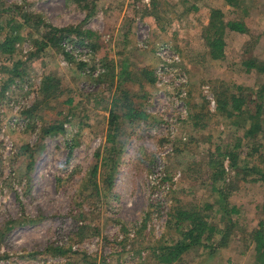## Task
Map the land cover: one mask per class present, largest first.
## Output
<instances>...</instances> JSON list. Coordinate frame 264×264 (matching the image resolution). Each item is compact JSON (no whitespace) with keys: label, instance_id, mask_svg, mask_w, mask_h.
I'll list each match as a JSON object with an SVG mask.
<instances>
[{"label":"rangeland","instance_id":"1","mask_svg":"<svg viewBox=\"0 0 264 264\" xmlns=\"http://www.w3.org/2000/svg\"><path fill=\"white\" fill-rule=\"evenodd\" d=\"M211 7L247 28L225 34L219 59L202 35ZM50 26L92 45L89 72L61 40L46 41ZM12 28V59L0 52V264H162L152 251L180 237L168 214L204 204L215 230L173 264H254L264 156L243 137L246 117L216 103L240 95L264 107V73L240 64L264 63V0H0V40ZM159 45L178 54L187 79L186 116L175 121L172 95L146 74ZM45 75L56 84L48 95ZM128 107L146 116L125 119ZM214 199L237 209L230 222Z\"/></svg>","mask_w":264,"mask_h":264},{"label":"trees","instance_id":"2","mask_svg":"<svg viewBox=\"0 0 264 264\" xmlns=\"http://www.w3.org/2000/svg\"><path fill=\"white\" fill-rule=\"evenodd\" d=\"M223 1L230 6L236 5V0ZM21 16H23L24 19L28 18L27 13H22ZM29 20H31V17ZM207 20L208 22L203 27L202 35L204 36L207 53L210 58L219 59L223 56L224 36L228 31H236L240 33L247 31L246 25L242 20H224L222 12L218 7H211L209 9ZM32 22L34 24L41 23L38 17L36 21ZM68 30H71V27L53 28L50 26V28L46 30V34L48 36L46 41L56 39L57 41H67L72 44L75 43L81 45L82 47H87L90 51H92L91 44L81 39V37H70L67 33ZM84 32L85 37H88L90 32L88 30H85ZM17 39L18 33L15 28H12L4 34L0 40V52L9 55L11 58V53L14 51V44ZM64 54L69 58H73L67 52ZM20 63L21 62L19 60L12 61L11 65L13 70H11V74L15 76L19 74L17 69ZM76 64L81 68L84 66V63L79 60H76ZM240 64L244 71L254 69L257 72L264 73V63L261 61L247 58L243 59ZM146 74L149 77V80L154 82V72L151 73L146 71ZM55 87L56 84L53 82L51 75H45L42 77L39 86L40 92L48 95L53 93ZM261 104L255 103L250 107L249 103L240 95H231L229 98H218L216 109L228 118L232 116L237 117L239 115H244L246 117V123L243 130V137L249 139L250 142L252 141V145L250 146V150L252 152L255 153L262 150V156H264V107H262ZM123 115L125 119H134L136 117L143 118L146 116L143 111L131 109V107H128L127 113H124ZM115 117V115H112V118H110L111 122ZM49 130L59 132L62 130V127L60 124L57 125V127L51 126L48 127V130L46 129L45 132ZM223 156L231 160V165L236 166L234 154L230 150L223 151L221 157ZM96 168L97 164H95L91 169L90 175H94ZM222 172H224L223 168L219 172V176ZM165 178H167V176H163L161 179ZM255 180L264 184V170L257 169V177ZM216 202L221 204L219 205V208L222 219H224L225 222H230V213H236L237 209H235L232 205L228 206L223 199L222 202L219 199L215 201V204ZM213 203L214 202H212V204ZM207 207H209V204H204L201 210H196L195 207L185 209L180 206L172 209V212L168 214V222H171L174 227L180 229V237L177 240L162 245L156 248L155 251H152L153 255H156L155 258L157 262H161L162 264H173L180 260L182 254L186 251L197 245H202V242L206 241L210 237V233L213 232L216 227L204 219V210L207 209ZM261 209L264 210V206H262ZM257 225V228L252 232L254 264H264V220L258 221ZM58 252H62V250L58 249Z\"/></svg>","mask_w":264,"mask_h":264},{"label":"built area","instance_id":"3","mask_svg":"<svg viewBox=\"0 0 264 264\" xmlns=\"http://www.w3.org/2000/svg\"><path fill=\"white\" fill-rule=\"evenodd\" d=\"M63 52L69 53L73 58L79 59L81 62L86 63L84 71L89 72L88 64L90 62L91 51L87 47H82L78 44H72L67 41H62ZM155 55L157 56L158 63L154 68V83L161 89L172 95L174 100L173 105L179 108V118L174 117L172 121L176 119L184 118L186 116L185 99L187 96V79L179 66V56L174 51L170 50L166 45H159L155 49ZM62 63H64L62 61ZM102 72V69L96 67L91 71L93 76H96ZM210 103L215 102L213 97H210ZM170 120V119H169ZM170 132L174 129L170 124ZM156 176V173L152 175V178Z\"/></svg>","mask_w":264,"mask_h":264},{"label":"crops","instance_id":"4","mask_svg":"<svg viewBox=\"0 0 264 264\" xmlns=\"http://www.w3.org/2000/svg\"><path fill=\"white\" fill-rule=\"evenodd\" d=\"M133 17L132 18H135L134 20H140V21H144V19H147L148 17L145 16V12H140V13H137L135 11H133Z\"/></svg>","mask_w":264,"mask_h":264}]
</instances>
